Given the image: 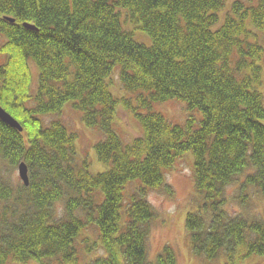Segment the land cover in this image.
Segmentation results:
<instances>
[{"label": "trees", "instance_id": "1", "mask_svg": "<svg viewBox=\"0 0 264 264\" xmlns=\"http://www.w3.org/2000/svg\"><path fill=\"white\" fill-rule=\"evenodd\" d=\"M263 62L264 0H0V105L24 127L0 119V264H177L169 244L149 258L148 195H174L167 173L188 151L198 264L264 256V216L248 211L264 198ZM174 100L188 114L170 121L159 105ZM69 102L103 171L78 155ZM120 107L140 124L131 140ZM22 161L29 184L14 185L2 169Z\"/></svg>", "mask_w": 264, "mask_h": 264}, {"label": "rangeland", "instance_id": "2", "mask_svg": "<svg viewBox=\"0 0 264 264\" xmlns=\"http://www.w3.org/2000/svg\"><path fill=\"white\" fill-rule=\"evenodd\" d=\"M233 0H228L230 5ZM141 30V29H140ZM148 37L147 33L141 30ZM136 35V33H135ZM142 34H137L139 38L147 39ZM142 41V40H141ZM146 44L150 42L142 41ZM264 65V62H263ZM33 67L34 73V85L37 79V70ZM264 77V71H263ZM120 80L117 73L114 74L112 92L116 96L123 95V90L120 89ZM264 91V81L262 84ZM159 110L172 121L173 119H182L188 112L185 106L179 101H169L159 105ZM158 109V108H157ZM55 116L48 115L44 117L45 122L51 121ZM60 118L69 126L70 131L76 132L77 135V150L79 157H85L90 162V169L93 172L103 171L106 166L98 159L95 150L96 140L99 138L98 131L86 126L82 121L81 112L76 110L74 106L69 102L60 114ZM174 121V120H173ZM118 128L122 135L127 140L133 139L138 136L141 127L138 121L135 119L133 112L127 111L120 107L118 115ZM187 156L179 160L175 168L167 173V183L174 189V195L170 196L163 190H152L148 198L155 210L158 213V218L154 222L150 234L148 254L150 260H155L157 255L163 250L166 244L173 246L177 252V264H198V259L192 253L189 247L187 239L185 222L188 212L192 211L196 207V202L193 198L194 179H193V153L188 151ZM2 171L7 180L12 184L18 185L23 182L19 175L18 166H10L5 164ZM230 196L235 194V186L228 188ZM232 209V213L236 211L242 212L246 209L239 205L234 199L231 200L229 205ZM251 213L257 216H264V198L255 197V202L248 209ZM103 252L102 249L94 252ZM87 260V259H86ZM85 261H81L80 264H84ZM7 264H39L36 261H29L27 263H15L9 261ZM241 264H264V256H256Z\"/></svg>", "mask_w": 264, "mask_h": 264}, {"label": "water", "instance_id": "3", "mask_svg": "<svg viewBox=\"0 0 264 264\" xmlns=\"http://www.w3.org/2000/svg\"><path fill=\"white\" fill-rule=\"evenodd\" d=\"M9 19L12 20V18ZM24 25L31 28L35 27L34 25L29 23H25ZM0 119L5 123L17 128L19 131H22L24 129L22 124L1 105H0ZM18 170H19V175L23 180V182L25 184H29V168L24 161L20 162V164L18 165Z\"/></svg>", "mask_w": 264, "mask_h": 264}]
</instances>
